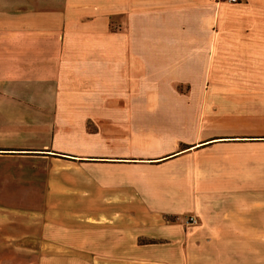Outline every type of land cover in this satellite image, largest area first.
I'll use <instances>...</instances> for the list:
<instances>
[{
  "label": "crops",
  "instance_id": "1",
  "mask_svg": "<svg viewBox=\"0 0 264 264\" xmlns=\"http://www.w3.org/2000/svg\"><path fill=\"white\" fill-rule=\"evenodd\" d=\"M21 153L157 218L172 251L115 262L264 264V0H0V163ZM41 210L0 201V264H96L95 234L38 238Z\"/></svg>",
  "mask_w": 264,
  "mask_h": 264
},
{
  "label": "rangeland",
  "instance_id": "2",
  "mask_svg": "<svg viewBox=\"0 0 264 264\" xmlns=\"http://www.w3.org/2000/svg\"><path fill=\"white\" fill-rule=\"evenodd\" d=\"M113 129V140L107 145H128L120 130ZM94 130L93 124L88 123V133L93 134ZM21 154L27 156L18 157L21 158L19 162L0 163V201L29 212L41 210L35 208L45 205L46 197L48 201L51 196L53 214L41 210L29 216L38 223V238L44 237L45 223L51 219L55 240L61 232L65 233L61 242L68 240L70 245L55 247V253L74 254L85 249L72 243L73 239L79 236L88 239L95 234L101 245V258L95 261L96 264H164L143 260L113 261V254L119 259L126 252L136 253L138 248L151 247L150 251L155 254L172 251L157 235L159 221L153 215H147L138 200L125 197V194L120 197L117 191L101 189L75 163L61 160V156ZM150 234L155 236H147ZM88 248L86 244V252ZM174 264L184 263L177 261Z\"/></svg>",
  "mask_w": 264,
  "mask_h": 264
},
{
  "label": "built area",
  "instance_id": "3",
  "mask_svg": "<svg viewBox=\"0 0 264 264\" xmlns=\"http://www.w3.org/2000/svg\"><path fill=\"white\" fill-rule=\"evenodd\" d=\"M219 1H228V2H232V3H236V2H239L240 0H219Z\"/></svg>",
  "mask_w": 264,
  "mask_h": 264
}]
</instances>
